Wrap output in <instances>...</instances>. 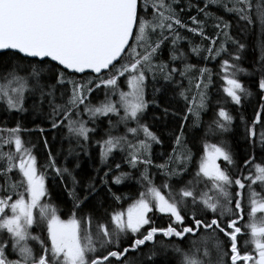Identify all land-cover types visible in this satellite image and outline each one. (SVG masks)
I'll use <instances>...</instances> for the list:
<instances>
[{
  "label": "snow or ice",
  "instance_id": "obj_1",
  "mask_svg": "<svg viewBox=\"0 0 264 264\" xmlns=\"http://www.w3.org/2000/svg\"><path fill=\"white\" fill-rule=\"evenodd\" d=\"M179 0H0V50H16L27 58H39L35 62L27 64L15 63L0 67V99H4L10 109L17 111L24 110L25 94L33 98V109L37 112L44 111L47 103L51 110V127L57 128L58 119L61 117L68 120L67 128L69 133H74L84 141L89 140V133L94 129L86 127L84 121L70 118L74 109H79L85 104L86 93H91L93 88L103 86L106 89L105 102L100 106L84 107V112L91 118L97 116H116L118 119L113 122L109 119V127L105 135L107 139L97 141L100 146V162L107 165L109 155L115 149L123 151L124 145L130 149L128 163L136 167L138 163L150 164V159L140 161L138 156L148 153L152 142L160 143L159 138L149 126L140 122V117L148 107L145 99L146 71L159 68L164 73L165 64L154 65L153 59L157 56L164 41L171 38L170 59L175 61L182 59L184 53L179 51L176 45L182 37L177 28H186L193 35H199L203 39H209L204 35L205 21L198 20L197 16H191L192 27L188 26L178 18L174 7ZM204 7H197L189 2V8H196L198 14L202 13L205 18L212 14L207 11L209 5H221L228 12L237 14L240 20L247 24L257 23L264 32V0H257L255 10L252 0H203ZM231 7H228V4ZM149 10L151 18H148ZM183 9H181V12ZM255 17V19H254ZM217 20L215 27L222 29L225 37L219 47L207 49L199 45L191 46V51L200 55L202 51L208 53L204 59L220 60L218 75L225 83L223 92L237 105L241 103L242 96L251 95L243 83L237 78L240 72L246 69L238 67L240 60L239 51L244 44L233 40L227 29L230 25L221 17H214ZM165 32L168 35H165ZM221 34L217 32V36ZM159 38L153 41V37ZM231 42L236 46L237 54H233L225 46ZM216 40H212V45ZM264 64V60L261 61ZM194 68L193 65L185 64L180 75L184 76ZM87 71L96 74L94 78L76 80L73 76L77 73L84 74ZM176 68L170 69L164 75L165 80L172 79V73ZM107 73V75H105ZM201 80L197 83L199 99L196 96L188 107L191 113L199 119L198 111L205 107V91L211 84L212 72L208 68L199 69ZM261 76L258 82L259 89L264 92V67L261 69ZM127 76V92L120 90L119 80ZM207 83H204V79ZM71 86L70 89L68 86ZM63 99H68L64 104L55 103L57 93ZM111 96L118 97L113 101ZM184 96V93H181ZM187 100V96H184ZM160 107L155 100L152 102ZM264 108V105H262ZM121 109L123 115H120ZM165 114L168 108H163ZM79 116V111L75 112ZM220 118L216 126L221 130H227L226 124L231 123L233 117L223 107L217 113ZM187 115L183 117L187 120ZM60 119V123H63ZM135 122L136 127H129V122ZM261 121L260 113L256 114L253 125ZM125 128V134L113 136L114 128L119 125ZM183 129V125H181ZM3 130H0L2 132ZM8 137L0 135V177H3L4 184L0 185V231L6 230L8 239L0 240V264H130L125 258L130 251H137L146 242L155 243L157 234L165 238H179L184 240L189 235H197L200 232L211 233V236L201 237L203 244L202 255L210 259L209 243L215 249L217 259L215 264H264V216L259 220L257 214H264V199L254 190L249 193V223L243 228L241 224L243 208L241 199H235L233 207V195L229 189L236 185L244 189L246 184L241 178L233 179L227 171L217 163L222 158L227 164L233 163L232 155L222 147L212 145V153L202 160L199 171L196 173V182L188 181L187 185L181 187L175 194L169 193L168 198L161 194L160 189L149 186L146 192L140 193V198L129 205L126 213L115 211L109 215L106 223L97 222L96 231H92V216L88 214L81 219L76 218V212L89 198L97 193L95 177H89L88 183L84 185L83 197L76 193V185L80 183L73 175V172L80 167L79 162L75 163L72 169L57 167L56 160L48 153L47 168L55 170L57 176L63 180L64 176L70 178L72 188L68 195L73 200L72 216L68 220H62L57 214L58 209L50 204L43 203L42 198L47 195L45 178L38 173L37 161L32 155V149L23 145L19 135V126L7 130ZM41 132L44 129H40ZM249 135L255 136L252 128H247ZM138 137L143 133L144 139H139L136 144L128 140V134ZM183 132L175 137V142L180 145ZM260 141L264 144V131L260 133ZM15 145V151L5 152V145ZM47 147V141L44 142ZM207 149V145L205 146ZM69 156L73 149L69 148ZM78 155V154H77ZM184 163L190 156L173 150V156L169 161ZM249 163V161H245ZM120 168L119 164L115 165ZM158 167H165L159 165ZM14 169H18L20 179L13 181L9 175ZM99 169L97 172L99 173ZM112 169L99 176V184L107 186L108 177ZM255 176L251 174L243 177L244 180L255 184L257 181L264 183V166H255ZM175 171L171 175H177ZM201 174L207 178L211 187L207 191L196 192V184L200 182ZM127 173L113 177L114 184H120ZM143 178L151 185V181L144 174ZM251 184L247 185L251 188ZM162 187L169 188L167 183ZM207 188V184L205 185ZM108 192L115 200L116 196L108 189ZM209 192L213 195H209ZM237 197L241 193L235 194ZM15 197V199L13 198ZM191 199V205L195 209L200 208L201 216L193 211L189 217V223H185V215H182L183 208H188L187 201ZM153 208L160 213H166L173 219L167 227L152 226L148 213ZM34 210H38L39 220L46 224L47 238L50 240V247H46L44 241L38 236L31 235L29 229L36 223ZM10 213V214H9ZM211 213L212 218L207 219ZM148 225L146 231H141ZM131 233L135 239L128 247L119 250L121 237ZM244 234L250 236L245 241V247L252 245V251L242 250L238 243V237ZM221 235L224 239H221ZM37 241L40 244L39 254L34 253L28 245L29 240ZM17 253L18 259L9 260L5 252L8 245ZM196 241H190L194 245ZM98 246V247H97ZM116 250H107L111 247ZM103 251H107L104 255ZM174 251L181 257L179 264H204L203 260L197 259L196 254L190 255L178 246ZM200 249H196L199 253ZM99 253V254H98ZM155 255V253H153ZM151 259V257H149Z\"/></svg>",
  "mask_w": 264,
  "mask_h": 264
},
{
  "label": "trees",
  "instance_id": "obj_2",
  "mask_svg": "<svg viewBox=\"0 0 264 264\" xmlns=\"http://www.w3.org/2000/svg\"><path fill=\"white\" fill-rule=\"evenodd\" d=\"M191 2L197 7H204L203 0H179L174 5L178 18L182 23L192 27L191 16H197L198 20L205 21L204 35L209 39L205 40L199 35H193L188 32L186 28H177L179 35L182 37L176 45L179 51L187 50L188 58H182L176 62L170 59V48L172 47L171 38L164 41L162 44V56L164 61L158 60L154 62L155 65L165 64L164 73L160 72L159 68H154L149 72L146 77L145 83V99L148 102V107L140 117V122L149 126L152 131L160 140V143L152 142L151 148L148 153L141 154L140 161L150 159V164L138 163L136 167L130 166L128 163V156L130 149L124 145L123 151L119 149L113 150L107 160V165L100 162V146L97 141L107 139L105 133L109 127V119L113 122L117 120L116 116L109 115L97 116L94 119L86 120V127L94 129L89 133V140L84 141L78 138L74 133H69L67 124L68 120L63 119L60 123L58 119L57 128L51 127V116L49 115L50 109L47 103L44 105L43 112H37L33 109V98L30 94H25L24 110L17 111L10 109L4 99H0V135L5 138L8 137L10 129L19 126V135L23 142L24 147L32 149V155L35 156L37 161L38 173L43 174L45 178V188L47 195L43 197L42 202L54 205L62 220H68L72 216L73 200L68 195L69 190L72 188V183L69 177L64 176L61 180L57 176L55 170L47 168L45 165L48 162V153L51 152L52 158L56 160L57 167H65L72 169L75 163L79 162L80 167L73 172V175L80 181L76 185V193L83 197L84 185L88 183L89 177H95L97 183V193L93 194L88 201H86L82 208L76 212V218L81 219L88 214L92 216V231L95 233L97 222L106 223L109 220V215L115 211H121L135 200L140 197V193L144 192L147 187L155 186L160 189L162 194H166V188L162 187L164 183L170 185L169 189L172 192H177L181 187L187 185L188 181L196 180V173L199 171L201 160L206 150L211 145H220L224 150L228 151L233 158L232 164H227L225 161L220 160L219 164L222 169L228 172L233 178H241L242 182L246 184L244 189L233 185L229 191L233 195V207L235 199H241L244 219L241 224L243 228L249 220V193L254 190L260 194V198L264 197V183L257 181L251 184V181L244 180L243 177H248L250 174L254 177L255 166H264V144L260 141V133L264 131V92L258 87V82L261 76V69L264 64V32L261 31L257 23L247 24L245 21L240 20L239 16L233 12H228L221 5H209L207 11L212 14L211 17L205 18L202 13L198 14L196 8H189L188 4ZM254 9L257 0H252ZM232 5L229 3L228 7ZM181 9L183 11L181 12ZM150 11V10H149ZM151 16L148 15V18ZM214 17H221L227 22L230 27L227 29L228 34L233 40L244 44V48L239 51L240 60L237 62L238 67L246 69V72L237 74V78L243 83L245 88L251 92V95L242 96L239 105L233 103L226 93L223 92L224 81L219 72L220 60L227 57H218L217 59H204L208 55L206 51H202L200 55L191 51V46L199 45L203 49H207L210 45L212 47H219L220 43L224 41L222 29L215 27L217 20ZM255 19V17H254ZM221 34L217 36V32ZM165 35H168L165 32ZM159 38L158 35L154 39ZM216 40V44L212 45V40ZM191 45V46H190ZM230 52L237 54L236 46L231 42L225 45ZM157 58H155L156 61ZM36 60L25 59L17 53L2 52L0 53V67L11 65L15 63L27 64L35 62ZM185 64L193 65L192 71L184 76L180 75ZM208 68L212 72V80L209 87L206 89L205 107L200 109L199 119L191 113H188V107L195 92V87L199 79V69ZM176 68L177 71L172 73L171 80H165L164 75L170 69ZM107 75V73H105ZM89 77L94 78L91 74L82 76L74 75L76 80H86ZM123 78V77H122ZM207 81V79L205 78ZM2 83V81H0ZM207 83V82H206ZM70 85L68 88L70 89ZM106 89L101 86L96 89L93 88L91 93H86L87 99L85 104L80 105L79 109H74L70 118L87 119L88 113L84 112V107L94 102L95 94L100 95V100L95 103L98 105L105 102ZM184 96H187V100ZM66 100L58 99L55 101L57 104L66 103ZM156 101L160 107H156L152 102ZM168 108V113L163 112L164 107ZM223 107L232 117L231 123L226 124L227 130L217 128L216 121L220 118L217 113ZM79 111L80 115H75ZM260 113L261 121L253 125V120L256 114ZM187 115V120L183 117ZM90 120V121H89ZM183 125V129H181ZM247 128H252L255 131V136L249 135L246 131ZM40 129H44L43 132ZM182 135V142L177 145L175 137ZM113 135V133H111ZM47 141V147L44 142ZM207 145V149L206 146ZM69 148L73 149V154L69 156ZM184 153L190 156L184 163H179L177 166L170 168L169 157L173 156V150ZM5 152L15 151L14 143L5 145ZM78 154V155H77ZM174 158V157H173ZM249 161V163H245ZM119 164L120 168L116 169L115 165ZM165 165V167H158ZM109 168L112 169L108 177L109 183L107 186L99 184V176H103L105 171ZM100 170L99 173L97 170ZM175 171L177 175H171ZM121 173L128 175L121 180L120 184L112 182L113 177L120 176ZM148 177L152 183L149 185L148 181L143 178V175ZM9 175L13 181L20 179L18 169H14ZM4 184L3 177H0V185ZM251 184V188L247 185ZM116 196L120 197L115 200L108 192V189ZM239 192L241 195L237 197L235 194ZM3 193H0L2 195ZM15 199V197H13ZM182 215H185V223H189V215L186 210H182ZM36 223L31 226L32 235L38 236L40 240L44 241L46 247H50V241L47 238L46 224L39 220L38 212L34 213ZM152 226L167 227L173 223V219L169 215L160 213L153 208V211L148 213ZM200 217V216H199ZM198 217V218H199ZM212 215L209 213L207 219H211ZM148 225H145L141 231H146ZM248 234L238 237V243L242 250L250 251L245 247L244 238ZM135 237L128 233L127 236L121 237L119 250L128 247ZM190 237L187 236L184 240L179 238H165L162 234H157L155 243L146 242L137 251H130L125 260L131 264H179L180 256L174 251V246L183 247ZM246 241V240H245ZM28 245L32 247L34 253L39 254L41 251L40 244L37 241L29 240ZM107 250H116L111 247ZM155 253V255H153ZM99 254V253H98ZM107 254V251L104 255ZM5 255L18 259L17 256H9L6 252ZM151 257V259H149ZM113 264H116L114 258H110ZM123 264V261L121 262Z\"/></svg>",
  "mask_w": 264,
  "mask_h": 264
},
{
  "label": "rangeland",
  "instance_id": "obj_3",
  "mask_svg": "<svg viewBox=\"0 0 264 264\" xmlns=\"http://www.w3.org/2000/svg\"><path fill=\"white\" fill-rule=\"evenodd\" d=\"M149 15L151 16V12L149 11ZM151 18V17H150ZM149 18V19H150ZM153 39H154V37H153ZM165 44V43H164ZM162 46H161V49L159 50V52H158V54H157V56L155 57V58H157L156 59V61H155V58L153 59V64H154V62H158V60H162V61H164V57L162 56L163 54H162ZM183 53H184V57L183 58H188V51L186 50H183ZM180 59H177L176 60V62L177 61H179ZM155 65V64H154ZM149 72H152V71H146V77L147 76H149ZM126 80H127V76H125V77H123V78H121L120 80H119V84H120V90H122V91H125V92H127L129 89L127 88V85H126ZM200 80H201V77H200V75H199V79H198V81H197V83H199L200 82ZM207 81L204 79V83H206ZM145 83H146V80H145ZM197 85V84H196ZM226 85H225V83H224V87H225ZM201 90L202 91H205V93H206V90L205 89H203V86H201ZM193 96H196L197 97V100L199 99V95H198V90H197V87H195V92H194V95ZM110 98L113 100V101H115V100H117L118 99V97H116V96H111L110 95ZM58 99H61L60 98V94H59V92L57 93V96H56V100H58ZM106 99V98H105ZM55 100V101H56ZM61 100H66V96H64V98L63 99H61ZM100 100V95L99 94H95V98H94V102L96 103V102H98ZM95 103H91V104H89V106H100L103 102H101V103H99L98 105H95ZM194 111H198V113L200 112V109H196V108H194ZM89 115V114H88ZM120 115L122 116L123 115V110L121 109V111H120ZM86 117H88L87 119H81V117H79V118H71V119H73V120H81V121H84L85 122V124H86V120L88 121V119H90L91 120V117L90 116H86ZM117 119H118V117H117ZM89 120V121H90ZM137 125H136V123L135 122H132V121H130L129 122V127H136ZM111 133H113V136H120V135H124L125 134V128H124V126L121 124V125H119L117 128H114L113 130H112V132ZM139 139H144V137H143V133H140L139 134V136L138 137H134L132 134H128V140L131 142V143H133V144H136L137 142H138V140ZM217 147H221L220 145H216ZM212 151H213V149H212V145L206 150V152H205V154L203 155V157H202V160H204L205 158H206V156L207 155H210L211 153H212ZM142 155L140 154L139 156H138V159L141 157ZM202 160H201V162H202ZM220 160H222V158H218L217 159V161H216V163L220 166V164H219V162H220ZM171 164H170V168H172V167H175V166H177L179 163H177V162H175V158H173V161L172 162H170ZM195 182H196V180L193 182L194 184H195ZM165 184V183H164ZM207 184V188L205 187V185ZM211 187V184H210V182H208L207 181V178H203V175L201 174V179H200V182L198 183V184H196V192H197V195H199V193L201 192V191H207V189L208 188H210ZM144 192H146V190L144 191ZM170 192H172L169 188H166V194L164 195V194H162V195H164L166 198H168V196H169V193ZM173 194H175V192H172ZM209 195H213V193H211V192H209ZM140 198V197H139ZM138 198V199H139ZM137 199V200H138ZM261 199H264V197H262ZM42 200H43V198H42ZM136 201V200H135ZM134 201V202H135ZM133 202V203H134ZM43 203H45V202H43ZM187 203H188V208H183V206H182V210H186L187 211V213L189 214V215H192V212L193 211H196L197 212V216L199 217V216H201V211H200V208L202 207V206H198V207H196L195 209L192 207V205H191V199L189 198V200L187 201ZM132 204V203H131ZM130 204V205H131ZM129 206H127L126 208H124L123 210H121V211H124L125 213H126V211H127V208H128ZM38 212V210H34V213L35 212ZM10 214V213H9ZM164 214H166V213H164ZM211 214V213H210ZM167 215H169V214H167ZM170 216V215H169ZM262 216H264V214H260V213H258L257 214V217H256V219L257 220H259ZM250 221L248 220L247 221V223L246 224H248ZM29 231H30V233H31V235H32V230L31 229H29ZM93 234H95V233H93ZM203 236H211V233H207V232H200L199 234H197V235H189V237H190V239H189V241H187L186 243H185V245L183 246V247H180L181 249H183L184 251H187L190 255H192V254H196V258L197 259H200V260H203L204 261V264H215V261H216V259H217V254H216V251H215V249H213L212 248V245H211V242L209 243V245H208V247H209V251H210V259L209 258H206V257H204L203 255H202V252H203V244L201 243V237H203ZM221 239H224L223 238V236L221 235V237H220ZM6 239H8V234L6 233V230H4V231H0V240H6ZM245 240L246 241H248V240H250V236L248 235L247 237H245L244 238V241H242V243L243 242H245ZM50 241V240H49ZM190 241H196V243L194 244V245H191L190 244ZM51 243V242H50ZM245 244V243H244ZM98 247V246H97ZM196 249H200V252L199 253H196ZM247 249H250V251H252V245L251 244H249L248 246H247ZM106 251H103V254L105 253ZM6 253L9 255V256H17L18 257V255H17V253L16 252H14L13 251V249H12V247H11V243H9V245H8V248H7V251H6ZM9 260H16V259H12V258H10V257H8V256H6ZM181 259V258H180ZM131 264V263H130Z\"/></svg>",
  "mask_w": 264,
  "mask_h": 264
},
{
  "label": "water",
  "instance_id": "obj_4",
  "mask_svg": "<svg viewBox=\"0 0 264 264\" xmlns=\"http://www.w3.org/2000/svg\"><path fill=\"white\" fill-rule=\"evenodd\" d=\"M2 52H13V53H17V51L16 50H0V53H2ZM18 54V53H17ZM20 56H22L23 57V54H19ZM24 58V57H23ZM27 59H31V60H38L39 58H27ZM85 74H91V75H93V76H95L96 74H94V73H91L90 71H87L86 73H84V74H79V73H77V74H75V75H77V76H82V75H85Z\"/></svg>",
  "mask_w": 264,
  "mask_h": 264
}]
</instances>
